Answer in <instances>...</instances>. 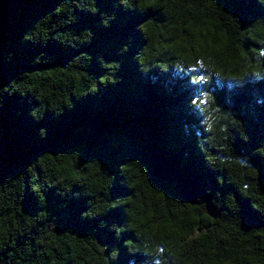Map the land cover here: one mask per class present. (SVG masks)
I'll use <instances>...</instances> for the list:
<instances>
[{
    "label": "trees",
    "instance_id": "obj_1",
    "mask_svg": "<svg viewBox=\"0 0 264 264\" xmlns=\"http://www.w3.org/2000/svg\"><path fill=\"white\" fill-rule=\"evenodd\" d=\"M123 3L128 10L96 0L92 13L94 0L89 10L82 0H12L3 56L5 85L13 80L7 90L15 91L0 101V264H152L157 245L168 264H264V80L252 79L264 74V63H254L264 7ZM101 13H115L109 26ZM200 58L212 65L217 103L246 129L237 124L234 139L232 115L221 109L228 131L217 125L201 141L204 154L196 143L198 131L206 135L202 117L189 106L207 88L190 83ZM112 61L121 63L116 83ZM253 149L251 167L235 162ZM158 151L200 179L221 217L189 203L175 177L155 173Z\"/></svg>",
    "mask_w": 264,
    "mask_h": 264
},
{
    "label": "clouds",
    "instance_id": "obj_2",
    "mask_svg": "<svg viewBox=\"0 0 264 264\" xmlns=\"http://www.w3.org/2000/svg\"><path fill=\"white\" fill-rule=\"evenodd\" d=\"M82 2L84 3V7L81 9L82 10H84V9L89 10V3L91 2V0H82ZM259 3L262 7H264V0H259ZM94 4H95L94 10H90L92 13H95L98 11L97 6H96V0H94ZM121 5L124 7V9H126V7L123 3V0H113V6L114 7H119ZM77 7H79V6H77ZM126 10H128V9H126ZM101 16L103 17L101 22L104 26H109L110 21L115 19V13H112L111 15H109L108 13H101ZM106 20H107V22H105ZM83 32L88 33L87 42H90V39L92 36L91 31L89 29H84V30H82L81 33H83ZM257 43H259L261 45L258 49H254V63L258 68L261 65V63H264V40H259V41H257ZM68 44H71L72 47H76V44L74 42H70ZM130 44H131V38H130L129 44H125L123 46V48L120 49V52L123 53V52L127 51ZM43 56H44V53H41L39 56H37L36 62H40L41 57H43ZM8 58L11 59V54H9ZM134 58L136 59V56ZM98 60H99L102 67H104L105 63H109V62H105V60L102 56L98 57ZM112 62H115L117 65V67L114 70V76H115V73L121 67V63L119 61H112ZM251 62L252 61L250 59V63ZM174 68L178 72H183L185 75L190 74L189 71L184 70L183 64H177ZM189 68L192 72H197V71L199 72V74L190 75V83L191 84L207 85L206 89H200L199 95H194L189 102V106L193 109H197L199 116L202 117L199 120V124L202 126L203 133H206V135H205L199 131L197 132V138H196L197 147L200 150L202 149L201 141L203 140L204 143H207L208 142L207 136L209 134L214 133L217 125H219V131L221 133H226L228 131V125L224 124V123H220V121L222 119H226V117L221 116V109L226 110L229 114L232 115V125H233L232 135H233L234 139H235V132L238 131V129L236 127L237 124L241 125L243 127L244 133H246V129H245L243 121L241 119H239L231 109H225L222 105L217 103V98L215 95V89L211 87L212 81H213V72L210 69L212 68V65L211 64L206 65L204 62V59L200 58V59L196 60L195 64L190 65ZM141 71L147 72L142 68V66H141ZM215 75H219V73L216 72ZM119 79H120L119 77L115 76V82H113V83L118 82ZM252 79H254L257 82L264 80V74H262L258 70L254 71L252 74ZM12 81L10 82V84L12 83ZM236 83L239 84L240 86H243V84H244L243 81H237ZM10 84L5 85L4 88L0 89V101H2V99H3V96H2L3 92L6 91L11 95V93L15 91L14 89L13 90H7L9 88ZM96 91H94V92H96ZM200 106H204V107H200ZM31 115L34 118H36L37 120H39L41 118V116L37 115L36 108H33L31 110ZM40 135L43 138L46 135V129L41 128L40 129ZM240 135H241V133H240ZM201 152L203 153L202 150H201ZM254 152H255V149H253L251 155H245L242 158H236L235 162L244 168L251 167L253 165L251 163V159H252V156L255 155ZM260 156L264 157V154H260ZM222 159H229V158L222 157ZM93 160H96V159H93ZM206 166L208 167L207 163H206ZM247 187H248V185L244 184V188L246 189ZM65 190L67 191V190H71V189H65ZM61 194H63V193H61ZM76 195H78V194H76ZM82 217H83V215H82ZM165 251H166L165 247H160L157 245L155 247V255L153 256L152 264H168V257H164L163 259L158 258V257H162Z\"/></svg>",
    "mask_w": 264,
    "mask_h": 264
},
{
    "label": "water",
    "instance_id": "obj_3",
    "mask_svg": "<svg viewBox=\"0 0 264 264\" xmlns=\"http://www.w3.org/2000/svg\"><path fill=\"white\" fill-rule=\"evenodd\" d=\"M12 9V0H0V89L7 79V65L3 56V46L8 36V20ZM153 168L155 173L164 180L175 177L185 199L191 204H204L208 213L214 218L221 217L223 206L214 201L212 193L207 191L199 178L184 177L170 162V160L158 151L154 154Z\"/></svg>",
    "mask_w": 264,
    "mask_h": 264
}]
</instances>
